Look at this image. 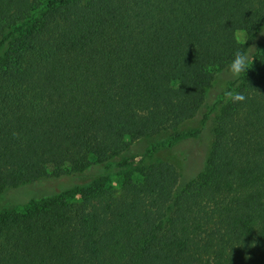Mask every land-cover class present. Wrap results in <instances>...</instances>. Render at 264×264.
Here are the masks:
<instances>
[{"label":"trees","instance_id":"1","mask_svg":"<svg viewBox=\"0 0 264 264\" xmlns=\"http://www.w3.org/2000/svg\"><path fill=\"white\" fill-rule=\"evenodd\" d=\"M263 38L264 0H0V199L75 180L0 207V264H264ZM220 74L204 158L127 171L130 140L197 136Z\"/></svg>","mask_w":264,"mask_h":264},{"label":"rangeland","instance_id":"2","mask_svg":"<svg viewBox=\"0 0 264 264\" xmlns=\"http://www.w3.org/2000/svg\"><path fill=\"white\" fill-rule=\"evenodd\" d=\"M261 45L264 46V40ZM227 87L228 81L222 74L217 76L212 82V87L209 88L207 92V103L203 111L197 118L190 120L182 126V130L185 131V133L197 132V136L191 140L187 139L184 143L180 144L181 146H168L169 138L167 136H158L152 139L139 141L130 140L127 157L131 158L132 164L127 166V171L130 170L133 172L134 170L135 172V169L145 167L150 163L160 160L180 159L185 163V160H183L184 158H188L189 160H191V158H197L201 161L208 151L212 137L211 118L209 117L204 120L202 117L209 113L211 106L218 99L221 97L224 98V100L226 99V96H224L225 94L223 93H226ZM185 169H188V166L185 167ZM47 173H51V168L47 169ZM108 180L114 188H119V176L116 175V172L114 173V170L110 173ZM74 182L75 180L71 178L46 177L35 184L18 187L4 193L0 199V207L5 209L23 210L30 200L66 190Z\"/></svg>","mask_w":264,"mask_h":264},{"label":"clouds","instance_id":"3","mask_svg":"<svg viewBox=\"0 0 264 264\" xmlns=\"http://www.w3.org/2000/svg\"><path fill=\"white\" fill-rule=\"evenodd\" d=\"M234 39L238 45H245L246 34L243 30H236L234 32ZM250 62V57L248 53L244 50V47L238 48L233 54L231 62L228 64V74L232 79H237L241 74L246 72L248 64ZM228 98L234 102L243 101L245 96L241 93L229 92Z\"/></svg>","mask_w":264,"mask_h":264}]
</instances>
